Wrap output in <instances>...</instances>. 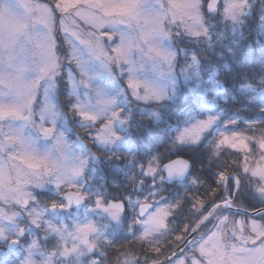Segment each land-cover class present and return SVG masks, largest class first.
Wrapping results in <instances>:
<instances>
[{
	"label": "snow or ice",
	"instance_id": "6c2138e0",
	"mask_svg": "<svg viewBox=\"0 0 264 264\" xmlns=\"http://www.w3.org/2000/svg\"><path fill=\"white\" fill-rule=\"evenodd\" d=\"M205 4L225 25L242 24L251 12L250 0H15L14 7L0 0V37L12 32L24 37L33 57L20 72L12 70L10 54L8 66L0 65V255L12 253L11 264H105L109 249L116 250L114 264H264V211L233 212L242 185L264 198V128L255 130L253 121L243 131L235 119L190 112L174 130L173 146L196 148L211 137L210 158L219 161L227 154L230 160L218 169L217 187L208 193L214 197L210 212L203 195L189 194L192 222L174 225L182 202L152 194L136 200L129 220L125 200L87 188L101 156L118 158L112 149L124 143L120 131L130 119L119 96L101 89L94 73L114 79L115 67L127 93L146 105L174 99L175 91L169 95L179 55L174 41L187 37L212 46ZM57 35L70 47L65 60L80 71V79L69 73L70 113L101 155L58 130L63 113L55 91L61 70ZM223 55L236 52L227 48ZM191 67L199 68L195 54ZM259 83L264 87V76ZM222 88L214 79L213 90ZM240 91L264 96L251 83H242ZM148 116L159 119L155 112ZM191 167L183 157L161 165L154 155L137 165L142 177L137 183L183 181ZM229 182L233 187L221 198L219 188ZM4 260L8 264L6 255Z\"/></svg>",
	"mask_w": 264,
	"mask_h": 264
},
{
	"label": "trees",
	"instance_id": "16d2710c",
	"mask_svg": "<svg viewBox=\"0 0 264 264\" xmlns=\"http://www.w3.org/2000/svg\"><path fill=\"white\" fill-rule=\"evenodd\" d=\"M204 13L206 23L208 24V15L206 12ZM256 14V12H253L249 20L250 28L254 26ZM253 40V35L248 32L246 43ZM193 50L197 57L200 56V50L194 47ZM218 73L219 75L216 79L223 85V88L215 94L209 93L208 95V98L213 103L211 114H220L222 120H237L239 122L237 127L243 131L249 130L248 121L254 122L251 127L257 131L264 128V124L260 123L264 121V113L260 111L261 107H264V98L254 99L253 93L240 91L239 89L242 83L255 85L257 84V79L264 76V50L259 52L255 50L251 55L244 56V54H239L233 60L228 59L225 65H219ZM62 87L63 83L58 81L57 91L60 94L58 101L64 104L66 99L61 94ZM197 105L198 99L181 94L174 101L162 104L151 103L146 106L147 109L151 108L158 114V120L144 114L139 116L133 115L127 130L120 133L124 143L112 149L118 158L109 159L107 156H101V160L95 168L91 181L87 183V185L89 184L90 191L94 193L102 191V194L109 199H122V195L125 196L129 192L133 194L134 188L129 180L132 181L138 178V164L145 163L154 155L159 158L161 164L177 157H183L192 162L189 173L191 181L193 179L200 181L199 184L192 183L199 189L197 194L203 195L206 203L211 204L214 197L208 193L212 188L217 187L215 176L218 169L222 168L226 163L230 165L228 155L225 154L219 161L210 158L208 145L211 142V137L196 148L180 147L175 153L171 152V140L175 134L174 130L181 125L185 112L196 111ZM61 107L64 108L63 105ZM88 146L95 155H101L99 150H95L91 144L89 145L88 143ZM126 176L131 178L127 182L124 180L127 178ZM118 184H123L121 186L122 191H118ZM232 187L231 182L227 185L226 191L224 190L225 187H220L218 195L221 198L228 195ZM241 187L242 192L235 197V202H246L251 206L252 210L259 208L251 192L243 185ZM190 193L192 196H195L192 192L186 191L181 194L178 193V190L176 192L172 190L171 197L181 195L185 198L181 199V206L177 209L176 213L185 210L187 212L191 211ZM189 207L190 209H188ZM115 251L114 249L107 251L105 264L114 263ZM7 257L8 264H11V261L15 259V256L10 252H8ZM0 264H5V261L0 262Z\"/></svg>",
	"mask_w": 264,
	"mask_h": 264
},
{
	"label": "rangeland",
	"instance_id": "374dc122",
	"mask_svg": "<svg viewBox=\"0 0 264 264\" xmlns=\"http://www.w3.org/2000/svg\"><path fill=\"white\" fill-rule=\"evenodd\" d=\"M2 2L9 6H15V0H2ZM259 3V7H258ZM206 5V4H205ZM251 12L248 16L244 18L242 24L239 25H225L222 19L219 16H213L212 14H208V25L210 26V32L212 33V46L209 47L206 42H195L190 40L187 37H180L174 41V47L179 52L177 62L175 64V82L174 84H169V95L175 91V98L171 100H163L160 102L168 103L177 99L181 94L184 96H193L198 99V105L196 111H188L185 112L183 121L181 125L185 122L188 113L195 112L198 114V118H203L206 115L211 114L213 107L208 108L206 106L212 105L213 103L208 98L209 93L215 94L218 91L213 90V80L216 77L212 76L213 70H218L219 65H225L229 60L235 59L239 54H244V56L251 55L253 51L256 52L264 50V0H250ZM205 8V6H204ZM257 8V9H256ZM205 12V11H204ZM256 12V19L254 26L250 28L249 20L252 16V13ZM215 17V18H214ZM215 19V20H214ZM249 34L253 35L254 40L252 42L246 43L247 36ZM254 46V47H252ZM29 47L27 45V41L24 37L18 36L15 32L5 33L2 37H0V65L7 67L8 55L11 56V68L15 72H20L25 69L26 61H31L33 57L29 52ZM193 47L200 50V56L196 57L199 60V68L198 70L191 67V57L194 54ZM56 48L60 50L58 52V58L61 61V70L60 74L57 77L56 81V97L58 102V108L61 113H63V117L58 121V130H63L68 138L73 142H79L82 149H86L91 152L90 147L91 144L95 150H98L97 146L91 143L88 140L87 131L78 127L77 119L70 113V106L74 102V98L69 95V84L68 78L69 73H71L76 79H80V71L75 64H70L65 60V56L70 53V47L67 41L64 39L62 35H57L56 37ZM227 48H232L235 50V56H227L223 55ZM201 57V60H200ZM113 73L115 74V78L109 77L106 73L98 72L94 73L97 77V84L101 89H104L110 92L113 95H118L120 98V107L124 109V114L129 116V123L132 119L133 115H147L150 112H155L151 108L147 109L146 106L149 104H143L136 100H133L131 95L127 93L125 88V79L120 76L118 70L113 67ZM58 81L63 83L61 94L65 97V103H59V93L57 91ZM260 78L257 79V84H252L257 88V91H264V87H261ZM240 89V88H239ZM248 92V91H246ZM253 93V92H251ZM81 94L83 95V89L81 90ZM43 98V90H41L40 100ZM254 99L264 98V96H257L256 93H253ZM64 101V100H63ZM151 104V103H150ZM159 104V103H153ZM64 106V108L61 107ZM152 106V105H151ZM35 111L39 114L40 104L37 103L34 105ZM203 108V111L200 109ZM156 113V112H155ZM149 117V116H148ZM129 123L125 125L124 129L121 132H125L129 126ZM180 125V126H181ZM175 135V134H174ZM173 135V136H174ZM180 148L176 146H171V152L175 153V151ZM95 155L94 152H91ZM98 165V164H97ZM95 165V168L96 166ZM93 173H89L88 175V183L91 181ZM138 175V176H137ZM136 176L138 178L129 180V176L124 179L126 182L129 180L132 187L137 188V181L141 179V173ZM147 180L148 178H143ZM160 180H156L157 186H159ZM123 184H118V191H122ZM140 186L139 191H133V194H129L130 196L122 195V199L124 197H131L132 199L126 201V213L131 220L134 217V208L137 199H142L146 196L150 195L148 191V187ZM88 190L90 191L89 184L87 185ZM226 191V188L224 189ZM39 195V199L42 202H47L46 196L41 193L39 189L36 190ZM94 193L93 191H90ZM251 192V191H250ZM130 193V192H129ZM251 194L254 196L256 204L259 207H264V198L257 196L253 192ZM227 196V195H226ZM117 199V200H122ZM212 203H206V207L208 208ZM236 208L250 211L251 206L246 202H235ZM241 215V214H239ZM245 216V215H241ZM258 219V217H257ZM11 227L10 225L8 226ZM51 246V245H49ZM8 252H4L3 255H0V262L5 261L4 255L7 256ZM123 261V257H122ZM114 264V263H113Z\"/></svg>",
	"mask_w": 264,
	"mask_h": 264
},
{
	"label": "flooded vegetation",
	"instance_id": "af4514ba",
	"mask_svg": "<svg viewBox=\"0 0 264 264\" xmlns=\"http://www.w3.org/2000/svg\"><path fill=\"white\" fill-rule=\"evenodd\" d=\"M205 10V8H204ZM172 160V159H171ZM170 161V160H169ZM168 161L162 163L161 165L167 163ZM191 170V169H190ZM190 173V171H189ZM144 187H148V191L150 194L154 196L156 200H167L169 202L175 203L177 201H181V199H185L184 196H174L171 197L172 190L175 192L178 190V193H184V192H192V194L196 195L199 189H197V186H194L192 184L191 178L188 174V176L181 182H171V183H161L159 182V186L155 183V187L152 186V181L151 179L144 180V183L142 184ZM143 187V188H144ZM136 190V188L134 189ZM131 194V193H130ZM175 194V193H173ZM128 196L129 193H128ZM127 198H124L125 203H127L126 200ZM190 207H191V202H190ZM190 207L188 209H190ZM211 208V205L208 207V210ZM195 219L194 215L191 213V211H183L175 214V219L173 221V224H180L183 225L186 222H192ZM138 247V245H137ZM139 253H137L138 255ZM152 255H155V253H152Z\"/></svg>",
	"mask_w": 264,
	"mask_h": 264
},
{
	"label": "water",
	"instance_id": "95a60500",
	"mask_svg": "<svg viewBox=\"0 0 264 264\" xmlns=\"http://www.w3.org/2000/svg\"><path fill=\"white\" fill-rule=\"evenodd\" d=\"M205 10H206V12H207V7L205 6ZM208 13V12H207ZM209 14V13H208ZM176 158H174V159H172V160H175ZM165 183H171V182H181L180 180H176V181H167V180H165L164 181ZM140 186H141V184H138L137 185V188H136V192H138L139 191V188H140ZM256 210H261V211H264V207H260V208H258V209H255V210H252V211H244V210H241V209H238V208H234L233 209V212L234 213H239V214H243V215H247V214H250V213H252V212H254V211H256ZM211 211V208L209 209V212Z\"/></svg>",
	"mask_w": 264,
	"mask_h": 264
}]
</instances>
